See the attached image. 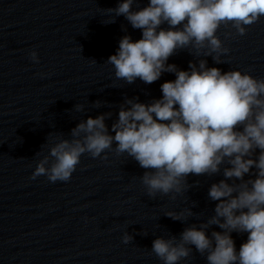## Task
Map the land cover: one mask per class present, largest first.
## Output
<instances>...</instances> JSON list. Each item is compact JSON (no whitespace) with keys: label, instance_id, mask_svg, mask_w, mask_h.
Here are the masks:
<instances>
[{"label":"clouds","instance_id":"obj_1","mask_svg":"<svg viewBox=\"0 0 264 264\" xmlns=\"http://www.w3.org/2000/svg\"><path fill=\"white\" fill-rule=\"evenodd\" d=\"M135 3L120 0L108 9L115 17L124 16L142 36L136 41L123 36L106 63L114 67L116 79L127 84L137 79L152 84L166 72L176 78L165 81L162 97L150 103L126 98L111 129L105 123L111 112L82 120L71 130V139L51 145L32 178L45 175L50 182H67L83 154L101 157L114 142L117 155L126 153L146 170L140 180L153 199L157 194L175 199L187 192L193 187L189 175L222 173L224 178L208 190L209 199L217 202L213 215L186 227L179 238L157 237L151 252L163 264L186 261L193 247L207 264H264V79L241 70L222 72L209 67L206 59L190 61L188 70L168 63L184 49L211 56L216 64L228 63L222 57L230 49L218 30L231 25L236 35H246V26L264 17V0H149L134 10ZM164 24L168 27H161ZM30 58L38 62L35 51ZM75 108L82 111L83 105ZM165 215L185 222L196 214L189 208ZM213 225L222 231L209 236ZM233 232L247 234L239 250ZM122 240L130 243L133 236L126 232Z\"/></svg>","mask_w":264,"mask_h":264}]
</instances>
